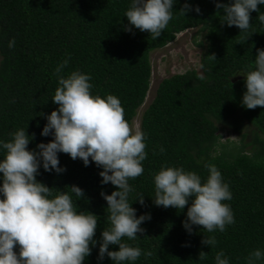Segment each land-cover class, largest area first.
I'll use <instances>...</instances> for the list:
<instances>
[{"label":"trees","instance_id":"trees-1","mask_svg":"<svg viewBox=\"0 0 264 264\" xmlns=\"http://www.w3.org/2000/svg\"><path fill=\"white\" fill-rule=\"evenodd\" d=\"M186 2L199 6L200 12L181 13ZM129 5L130 0H0V139L7 141L10 132L23 127L35 134L29 149L47 143L52 137L40 135L46 123L40 114L57 107L51 97L58 75L77 69L90 74L93 94L119 98L124 118L132 125L150 90V55L177 36L198 30L204 34V42L197 44L202 50L198 70L162 80L139 118L147 155L142 175L129 180L133 188L129 202L137 216L148 213L151 218L141 223L144 231L134 241L122 238L142 250L136 261L124 264H214L219 250L228 256L229 264H247L251 251L264 250V106H242L246 89L238 72L251 70L256 49H264V25L252 11L248 32L243 33L221 23L223 13L215 0H176L172 18L153 39L135 28L124 30ZM258 8L264 11V5ZM13 38L15 44L9 48ZM65 59L68 64L57 74V65ZM198 72H203L204 80L198 79ZM223 132L237 141L222 142ZM58 157L65 170L57 174L40 168L36 179L53 193L67 191L73 184L83 190L81 198L72 197L77 211L97 216L93 237L97 244L90 245L83 264H112L107 255L99 261L97 253L100 233L109 226L100 192L110 194L115 186L100 184L101 169L91 160L84 166L66 153ZM205 163L214 164L228 183L232 199L225 203L235 222L223 232L208 233L193 225L188 233L182 227L188 205L183 210L156 206L152 177L166 165L195 171L203 180L208 174ZM138 195L144 196L143 204L135 201ZM210 235L216 238L212 247L201 243L203 236ZM109 247L116 250L118 245ZM145 250L151 255L145 257ZM200 251L206 259H198Z\"/></svg>","mask_w":264,"mask_h":264},{"label":"clouds","instance_id":"clouds-1","mask_svg":"<svg viewBox=\"0 0 264 264\" xmlns=\"http://www.w3.org/2000/svg\"><path fill=\"white\" fill-rule=\"evenodd\" d=\"M174 3L176 0H130L124 13L128 22L124 30L131 32L135 28L158 38L172 18ZM258 5H264V0H215V7L223 13L221 23L236 26L243 33L248 32L252 11L257 12L256 19L264 25V11ZM189 10L200 12L199 6L187 2L179 11L185 14ZM14 44V38L9 39L8 47ZM67 64L65 59L55 72L59 74ZM238 73L243 75L246 89L242 106H264V49H256L251 70ZM197 75L198 79H205L203 72ZM57 78L58 86L51 97L57 107L40 114L46 119L40 135L52 138L29 149L27 145L35 134H28L21 127L10 132L7 141L0 139V264H83L91 252L90 245L97 244L93 239L97 216L77 211L72 198H81L83 190L73 184L67 191L53 193L52 188L36 179L40 168L57 174L65 170L59 165L58 153H66L73 160L79 158L84 166L91 160L101 169L100 184L110 182L115 186L110 194L100 192L106 201L109 226L100 233L98 260L107 255L112 264L134 262L142 250L122 238L134 241L137 233L144 231L141 223L151 218L148 213L137 216L129 202L133 191L129 180L141 176L144 170L146 134L124 118L117 96L102 97L91 92L90 74L77 69ZM160 151H164L163 147ZM204 167L208 174L203 180L195 171L166 165L152 177L156 206L183 210L188 205L182 221L188 233H192L193 225L208 233L223 232L226 225L235 222L230 205L225 203L232 199L228 183L214 164L205 163ZM135 201L143 204L144 196L138 195ZM201 243L212 247L216 238L203 236ZM110 245L118 248L110 250ZM143 255L151 253L145 250ZM198 259H206V253L200 251ZM260 261H264V250L259 248L246 257L247 264ZM214 264H229L223 250L215 253Z\"/></svg>","mask_w":264,"mask_h":264},{"label":"rangeland","instance_id":"rangeland-1","mask_svg":"<svg viewBox=\"0 0 264 264\" xmlns=\"http://www.w3.org/2000/svg\"><path fill=\"white\" fill-rule=\"evenodd\" d=\"M204 42V34L198 30L187 31L162 50L155 51L150 55V64L152 68L151 85L143 107L138 111L137 117L132 125L139 126V118L144 109L151 103L155 91L162 80L171 76L184 74L190 69L198 70L199 60L202 56V50L197 44ZM222 142L230 140L237 141V137L228 133H221Z\"/></svg>","mask_w":264,"mask_h":264}]
</instances>
